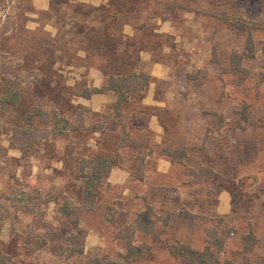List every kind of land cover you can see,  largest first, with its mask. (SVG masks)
I'll return each mask as SVG.
<instances>
[{"label":"rangeland","instance_id":"374dc122","mask_svg":"<svg viewBox=\"0 0 264 264\" xmlns=\"http://www.w3.org/2000/svg\"><path fill=\"white\" fill-rule=\"evenodd\" d=\"M31 6L32 11L18 17L13 31L5 21L7 31L0 36V249L21 264H90L92 260L197 264L181 251L193 249L177 240L157 243L167 247L168 258L152 255L151 245L144 240L141 249L132 245L129 217L122 212L114 215L108 206L105 219L118 225L117 236L122 241L107 242L103 251L82 254L85 231L78 222L83 212L92 209L94 200L83 199L82 205L70 207L79 200V166L84 156L91 159L95 154L85 145L90 142L91 129H103L99 141L106 149L98 154L105 158H115L114 142L119 136L117 120L107 107L96 114L77 103V96L93 88L89 87L88 67L113 60L122 63L142 44H174L171 36L151 30L152 16L170 14L185 41L210 44L211 77L202 89L214 97L205 98L206 102L211 99V105L201 114L190 107H185V114H159L168 127L170 147L166 150L181 151V158L195 153L193 161L205 166L186 168L188 173L207 187L211 197L227 189L233 206L227 217L181 215L200 220L206 245L221 263L244 264L249 258L253 264H264V29L252 31L254 55L248 57L246 31L232 27L234 20L264 25V0H103L98 5L31 0ZM183 8L196 11L193 33L180 24ZM9 12L0 10V21ZM125 24H135L139 31L128 35ZM113 44L121 48L115 56ZM116 65L108 66L110 71ZM7 88L18 90L17 106L6 103ZM205 99L197 103L203 105ZM145 108V114L152 112ZM186 122L195 127L184 128ZM76 127L78 131L73 130ZM20 130L32 136H20ZM138 140L143 143L145 134L140 132ZM26 145L30 147L14 150ZM33 171L37 179L29 177ZM100 188L112 193L102 181L93 189L95 197ZM65 190L73 202L63 195ZM249 232L257 244L251 254H244L251 242L242 238ZM219 238L224 240L221 248L212 244Z\"/></svg>","mask_w":264,"mask_h":264},{"label":"crops","instance_id":"0c3cea01","mask_svg":"<svg viewBox=\"0 0 264 264\" xmlns=\"http://www.w3.org/2000/svg\"><path fill=\"white\" fill-rule=\"evenodd\" d=\"M75 1L93 5L103 2V0ZM163 15L152 16L151 30L158 35L171 36L174 44H142L143 47L133 52L132 58L129 56L131 53H128L127 58L129 59L123 60L122 63L118 61L117 64L113 60L111 64L100 62V66L88 67L89 87L93 88L103 87L109 75L122 76L131 72L146 74L149 77V83L142 91L141 104L152 109V112L145 125L149 133V148L145 149L143 180L136 179L123 167L111 168L104 184L108 190H112V193L108 194L100 188L94 198L92 209L83 212L78 222V226L85 231L82 254L87 255L89 251L99 250V248L103 251L107 242L122 241L117 236L118 225L105 219L106 206L113 208L111 212L114 215L122 212L124 216L129 217L128 223L133 234L132 245L141 249V241L144 240L151 245L150 253L158 258L170 256L166 246H157V243H166L168 240L186 243L195 251L204 249L205 232L200 220L185 219L181 212L189 216L227 217L233 211L231 195L227 189H221L218 194L211 197L207 187L197 181L195 175L188 173L186 168L195 170L196 167L205 166L201 162L193 161L195 153L186 154L181 162L172 161L171 157L162 153V150L170 146L168 127L159 114L165 112L185 114V107H190L201 114L207 105L208 108L211 105V99L206 102L205 98L214 97V93L210 94L202 89L211 77L208 75L211 63L210 44H193L194 39L185 41V37L179 34L178 24L171 17L164 18ZM195 15L196 11L184 9L180 24L188 32H195ZM138 31L135 24L124 25V33L128 35H133ZM120 49L119 44H113V56L116 53L119 54ZM110 65H116L112 71L108 67ZM158 83H162L164 88L158 87ZM200 98L205 99L203 105L202 101L197 103ZM116 99L117 94L114 91L104 90L88 98L77 96V103L79 107L92 113H104L106 107L109 113H112ZM212 102L216 104L215 101ZM207 126L206 122L202 125L204 129ZM193 127H195L193 122L184 124L186 129ZM90 132H92L90 142H86L85 145L94 149L95 156L100 150L102 141H99V137L103 134V129H91ZM145 142L144 140L143 143ZM149 149L151 152L147 153ZM11 150L8 147L7 151ZM14 150L20 152L19 149ZM84 158L89 159L88 156ZM36 171L31 172L29 177L37 179ZM213 171L215 172V169ZM76 185L79 200H74V204H70V207L83 204L84 182L79 175ZM63 195L73 202L67 190L63 192ZM52 205L57 204L52 202ZM145 211H149V217L142 222L138 216ZM153 230L155 233L152 234ZM149 264L163 263L160 260H154Z\"/></svg>","mask_w":264,"mask_h":264},{"label":"trees","instance_id":"16d2710c","mask_svg":"<svg viewBox=\"0 0 264 264\" xmlns=\"http://www.w3.org/2000/svg\"><path fill=\"white\" fill-rule=\"evenodd\" d=\"M157 1V0H156ZM3 4L0 5V10L10 11L8 14L4 16V19L0 21V36L3 33H6L5 26H3L4 22L7 20L11 24L13 31L15 25L17 23L18 17H23L24 14L32 11L31 0H0ZM14 4V5H13ZM174 6L170 8L172 11ZM184 9V8H183ZM164 18L171 17L170 14H164ZM232 27H234L238 31L245 32L246 31V41H245V51L249 53L248 57H253L254 53V42L252 38V31L254 29H264V25L256 24L255 22H247L245 21H236L234 20L232 23ZM240 59V58H239ZM149 77L144 73H136L131 72L128 75H118L113 76L109 75L105 80V85L101 88H92L90 90H85L80 95L81 97L88 98L93 94H98L103 92L104 90H112L117 94L116 103L113 107L114 118L118 126V138L116 142H114V152L115 158H105L101 156V154L95 155L91 159H83L79 166V177L84 182V201L91 202L95 198V194H93V189L101 184L102 181L106 179L112 167L118 166L127 169L136 179L143 180V162L144 155H142L141 151L149 148V133L146 129V123L148 122L149 115L145 114L147 108L141 104L142 91L148 86ZM7 94L10 96L7 98V104L11 106H17L18 103V90H14L10 92V89L7 88ZM26 120L28 123H31V117L26 116ZM98 127V128H97ZM93 129H101V126H96ZM74 131H78L79 128H74ZM142 132L145 134V143H141L138 140V134ZM20 136L31 137L32 134L27 130H20L18 132ZM104 142L100 143V149L105 151L106 148H103ZM31 145V144H29ZM105 145V144H104ZM113 145V143H112ZM106 146V145H105ZM18 149H22L23 147L30 146H16ZM135 152V155L131 156L130 152ZM149 149L147 153H150ZM162 153L167 154L171 157L172 161H176L175 157L179 154V162H181V151L178 152H170L168 150H162ZM138 218L144 222L148 219L147 211L141 213ZM74 227H77V223H74ZM78 232L82 233V230H78ZM208 239L209 236H208ZM243 241L251 242V246L246 247L244 254H251L253 252V248L257 244V240L249 232L246 236L242 238ZM209 241V240H207ZM212 244H215L217 247H222L224 244V240L222 238L214 239ZM184 253H188L187 255L190 257V261L197 262V264H231L230 262L221 263L219 258L216 256L215 252L211 249L209 245H206L201 251L194 250H181ZM244 264H253L249 258L244 259ZM0 264H21L19 262L14 261L10 256L5 254L0 249ZM90 264H129L127 262H106L102 263L98 260H92Z\"/></svg>","mask_w":264,"mask_h":264}]
</instances>
